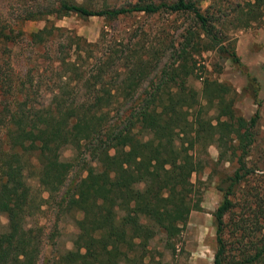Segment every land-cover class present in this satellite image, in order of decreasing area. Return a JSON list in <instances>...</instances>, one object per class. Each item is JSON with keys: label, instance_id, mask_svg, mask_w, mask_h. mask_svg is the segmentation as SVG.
Wrapping results in <instances>:
<instances>
[{"label": "trees", "instance_id": "obj_1", "mask_svg": "<svg viewBox=\"0 0 264 264\" xmlns=\"http://www.w3.org/2000/svg\"><path fill=\"white\" fill-rule=\"evenodd\" d=\"M263 1L246 0L247 23L261 16ZM161 13L189 16L196 33L183 37L175 53L176 66L160 69L150 87L136 97V87L126 83L129 77L136 83L147 75L144 59L126 50L123 59L131 64V75L125 76L123 85L115 84L110 74L115 52L100 53L94 69L82 71L73 56L80 58L83 44H95L74 33L59 40L57 36L66 31L47 22L49 16L98 17L112 22L131 14ZM17 20L10 25L0 19V61L4 64L0 66V215L6 220L0 232V264L38 262L41 232L30 220L40 205L34 203L25 180L29 157L38 165L37 184L47 195L43 203L53 201L75 165L73 160H60L63 148L70 147L81 163H85L84 156L93 163H85L84 176L69 196L59 200V207L77 213L79 219L71 249L58 256L57 264H149L144 260L150 241L161 234L164 245L173 249L172 242L189 213L199 210L200 194L191 175L199 174L205 165L195 151H205L210 144L217 149L218 159H234L236 164L232 174L216 186L221 201L212 214V264H264V210L257 196L239 219L241 230L233 256L222 235V217L233 207L236 188L251 173L246 159L256 139L258 110L248 119L237 115L230 88L210 77L197 76L201 78L199 95L188 88L187 77L203 67L196 68L187 49L199 46L214 52L218 60L228 61L245 75L244 91L253 101L259 87L233 45L223 44L213 28L216 20L201 9L199 0H134L120 7L94 6L91 0H39L21 10ZM39 20L44 21L39 30L25 35L20 29L24 21ZM23 40L33 47L52 46L51 79L45 83L49 95L37 105L35 96L41 97L42 82L35 77L37 68H27L20 78L9 60L11 49ZM150 53L154 65L159 59ZM71 84L85 92L75 94ZM209 110L215 114L213 122L205 118ZM119 111L123 116L117 122L112 116Z\"/></svg>", "mask_w": 264, "mask_h": 264}, {"label": "rangeland", "instance_id": "obj_2", "mask_svg": "<svg viewBox=\"0 0 264 264\" xmlns=\"http://www.w3.org/2000/svg\"><path fill=\"white\" fill-rule=\"evenodd\" d=\"M35 1L39 0H0V19H6L10 25L16 24L17 16L21 10L26 9ZM132 1L134 0H91L94 6L107 4L113 7H120ZM199 1L201 9L207 10L208 14H211L216 20L213 28L221 35L220 38L224 40L223 44L229 42L233 45L240 63L245 67L246 72L255 78L259 87L256 101H253L250 93L244 91L247 86L245 75L232 67L228 61L218 60L214 52L203 50L199 46L200 50L187 49L196 61V68L203 67L200 73L195 70L193 75L187 77L186 86L188 88L199 95L201 78L210 77L230 88L237 115L248 119L258 110L260 116L255 126V143L246 159V166L251 169V173L236 188L231 199L233 207L222 217V235L230 256H233L237 249L234 241L241 230L238 226L239 219L242 215H246L248 204L253 206V196H257V199L261 200L264 210V1L260 8L261 16L248 23L244 6L246 0ZM47 20L48 23L66 31L57 36L59 40L68 36L69 33H74L84 39L86 43L95 44V46L83 44L80 58L73 56L82 71L89 72L94 69L93 65L96 58L101 57L100 53L109 55L110 52H115L112 55L114 61L110 74L114 77L115 84L120 85L122 82L123 85L125 76L130 74L129 67L131 65L123 59L124 54H126L125 51L127 50L128 54L130 50L129 54L144 59L143 65L147 75L136 83L129 77V81L126 83L128 86L136 87L134 97L150 87L152 81L158 76L159 70L164 66H176L175 53L177 54L181 49L180 46L186 34L196 33L195 29H197L189 16L164 13L151 16L131 14L112 22H107L98 17L80 18L75 15L60 19L49 16ZM43 25L44 21L42 20L24 21L21 23L20 29L26 35L39 30ZM51 52L52 46L33 47L27 44L25 40L19 41L10 52L9 60L12 69L20 78L31 66L38 70L35 77L37 80L38 78L42 79V82H39L41 97L35 96V105L45 102L49 95L45 83H49L51 79L48 64ZM150 52H154L159 59L158 62H155L156 65L150 61L152 58ZM1 65L4 66L0 61ZM197 76H201V78ZM69 88H73L77 95L85 92L80 85L76 87L71 84ZM201 104L203 103L201 102ZM120 111L112 116L118 119L117 122L123 116ZM214 117L213 110H209L205 116L206 119L210 120ZM59 156L62 161L70 162L73 160L75 165L68 173L59 192L55 194L53 201L46 203L41 201L46 199L47 195L41 191L37 184L38 165L33 157L28 158L31 165L25 169V180L30 187L31 196L34 198V203L40 205V211L36 212L30 220V224H36L41 232L37 264H57L58 256L71 249L77 230L75 220L79 219V215L64 211L63 205L59 207V200L63 196H69L72 187L84 176L82 168L85 163L93 164L86 156L83 158L85 163L74 159L75 152L70 147L63 148ZM195 156L205 162L199 174L191 175V182L200 194L199 210L189 213L185 226L172 242L173 249L164 245L161 234L150 241L147 247L149 254L144 260L145 263L212 264L215 250L212 214L221 201V193L216 189V186L221 178L232 174L236 164L234 159L231 162L226 159H218L217 149L213 144L207 146L205 151L197 148ZM5 227V217L0 215V232L4 231Z\"/></svg>", "mask_w": 264, "mask_h": 264}]
</instances>
